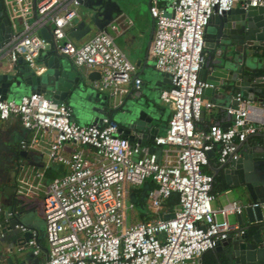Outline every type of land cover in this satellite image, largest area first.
<instances>
[{
    "label": "built area",
    "instance_id": "2783aa9c",
    "mask_svg": "<svg viewBox=\"0 0 264 264\" xmlns=\"http://www.w3.org/2000/svg\"><path fill=\"white\" fill-rule=\"evenodd\" d=\"M1 2L10 37L0 46V59L11 64L23 59L36 73L44 71L39 58L48 41L40 30L47 27L60 54L78 68L99 71L94 82L97 91L114 96L126 92L127 83L140 90L143 79L135 64L106 30L81 45L72 42L70 30L80 16V0ZM236 3L264 8V0H170L169 13L159 0L149 6L153 35L148 54L159 72L170 74V84L160 89L158 98L171 104L172 114L165 133L154 138L155 145L167 146L171 152L164 159L145 151L135 138L122 135L109 115L99 124H79L67 103L54 102L43 93L29 92L18 99L0 95V120L14 115L33 132L29 140L20 141V147L35 148L40 137H47L48 164L66 167L50 179L43 171L24 173L18 179L17 194L42 197L46 241L43 252L38 232L19 222L16 229L27 234L19 250L28 246L34 256L42 255L38 264H192L239 228L229 223L228 215L240 213L242 205L228 201L214 208L213 176L202 168L209 165V151L214 150L222 164L228 157H237V144L248 135L264 133L259 112L263 109L238 93L237 107L226 108L230 125L196 126L202 108L213 106L203 98L211 84L199 77L205 28L213 13L222 14ZM69 144L91 148L93 157L81 149L66 155ZM148 181L153 187L147 188L145 202L157 217L128 223L127 186ZM172 193H177V203L162 210ZM170 211L173 217L161 218ZM10 215L6 212L5 218Z\"/></svg>",
    "mask_w": 264,
    "mask_h": 264
},
{
    "label": "water",
    "instance_id": "95a60500",
    "mask_svg": "<svg viewBox=\"0 0 264 264\" xmlns=\"http://www.w3.org/2000/svg\"><path fill=\"white\" fill-rule=\"evenodd\" d=\"M114 4L112 0H80V5H83L87 12L84 11L82 20L71 28L70 34L77 38L81 31L88 32L92 27L105 30L112 19V10L116 5ZM209 25L213 26L214 31L204 35L203 53H206V56L201 69L211 84L208 89L226 81L227 96L230 100L228 106L237 107L236 96L240 93L252 104L257 103L256 107L264 110V8L238 4L222 14L213 13L207 26ZM40 34L48 41L47 49L39 58L45 70L38 74L23 59L17 60L0 73L2 98H6L8 93L15 89L27 88L30 92L45 94L54 102L72 100L90 118L89 124H98V115L110 113L122 135L135 138L141 145H146L148 140L154 141L158 135V127L154 121L157 120L158 113L159 76L154 77L156 85L152 89L131 93L128 99L115 105L108 101L106 94L98 92L91 85L93 76H99V73L78 70L53 47L47 27L42 28ZM9 37V21L0 0V46ZM210 49H214V54ZM162 76L170 79L169 73L162 72ZM229 118L231 120L230 115ZM230 123L231 121L228 125ZM253 135L260 136L261 141L251 142L250 137ZM1 146L2 143L0 149ZM3 147L6 152L5 161H0V215H4L3 219L0 218V251L6 240L2 233H9L10 229L17 230L15 224L20 222V211L16 208L23 200L16 193V178L23 165L16 162L15 158L17 155H26V151ZM156 147L160 146L151 145L150 152L155 151ZM235 153L236 158L228 157L218 166L209 164L213 171L223 169L229 190L244 187L248 195L246 202L241 204V212L236 213L239 228L229 233L213 249H224L223 259L226 264H264V238L260 232V229H264V133L248 135L237 144ZM208 155H214V150L209 151ZM11 182L13 185H10ZM176 203L177 193H172L165 204ZM6 212L11 213L10 218H5ZM173 216L174 213L170 211L162 214L161 218L168 219ZM26 225L31 227L30 224ZM250 226L257 227L253 235L254 242L247 240L245 229ZM240 230H243V233L239 232ZM26 236L27 234H23L24 239ZM38 262L36 260L34 264Z\"/></svg>",
    "mask_w": 264,
    "mask_h": 264
},
{
    "label": "crops",
    "instance_id": "0c3cea01",
    "mask_svg": "<svg viewBox=\"0 0 264 264\" xmlns=\"http://www.w3.org/2000/svg\"><path fill=\"white\" fill-rule=\"evenodd\" d=\"M115 2V6L112 10L111 20L106 25L105 30L112 36L114 42L117 46L124 52L127 58L135 64L137 69V74L142 77L143 85L141 86L139 91H134L132 89L131 83L124 84V88L127 89L126 92H120L117 95L108 96V101L113 102L115 105L120 104L124 100L128 99L131 93H139L147 92L148 90L152 89L155 83V76H159V89L165 88L169 86L170 79L166 76H162V72H159L154 65V60L149 56V44L152 39L153 35V20L149 13V4L151 5L153 0H112ZM160 5L169 13L170 9V0H159ZM239 3H236L238 5ZM235 5V6H236ZM84 11L87 12V9L81 5L79 7L80 16L76 20V23L82 20L84 16ZM99 30L96 27H92L90 31H81L77 38L70 35L72 42L75 45H81L82 43L86 42L89 38H91L94 34H96ZM214 31L213 26H207L205 28V34L209 35ZM205 49V48H204ZM211 53L214 54V49H210ZM206 56V53L205 55ZM41 62V59H39ZM11 66V63L7 61L6 58L0 59V73L5 71L6 69ZM76 67V66H75ZM78 70L83 72H97V69H87L85 67H76ZM161 74V76H160ZM100 76V74H99ZM98 75H94L93 80L91 81V85L94 86V82L99 80ZM199 77L202 79H207L205 75L202 73V70L199 72ZM224 88V89H223ZM96 89V88H95ZM223 89V91H221ZM227 85L226 81L224 83H219L214 85L211 89H205L203 92V98L211 101L213 106L210 108H202V115L200 120L201 128H208L211 124H219L223 127L228 126V123L231 121L229 118L228 113L226 112V108L228 107L229 99L227 96ZM97 90V89H96ZM29 89L27 88H19L11 91L8 93V98L18 99L20 95L29 93ZM99 92V91H98ZM105 94V93H103ZM67 103L72 109V119L75 120L79 124H89L90 118L80 109L77 103H74L72 100L64 101ZM255 105H258L257 103ZM157 120L154 121L155 125L158 127V134H164L167 129V122L169 117L172 114V106L169 102L160 100L158 98L157 101ZM261 112V116L264 117V110L259 111ZM258 114V113H257ZM260 114L258 116H260ZM105 115H110V113H106L103 115H98L96 123H100L101 119ZM258 118V117H257ZM254 122L255 120H251ZM254 123H257L256 121ZM33 132L29 129L24 128L18 118L14 115L10 116L6 120H0V143L3 146H7L11 150H23L26 151V155L20 156L17 155L15 158L16 162H20L23 165L20 171L17 173L16 178V187L18 179L24 174H32L35 171H43L45 178L50 179L49 175H47L48 169H54L56 166H63L64 172L66 171V167L63 164H48L47 160V145H48V138L47 137H40V143L35 148H21L20 141L21 140H29L32 136ZM261 137L257 135H253L250 137L251 142L261 141ZM141 145V144H140ZM151 145H155L154 141H147L146 145H141L145 151L150 152ZM0 149V161H5V149L4 147ZM158 146V145H157ZM81 149L84 154L88 157H93V150L89 147L80 146L69 144L65 146V154L68 155L72 150ZM160 159L165 158V154L170 155V150L167 146L163 147H156L155 151ZM216 158V155H210V157ZM216 164L212 162V165L218 166L219 163L215 160ZM211 169V168H210ZM53 170V171H54ZM212 170V169H211ZM56 171V170H55ZM61 175L64 173L62 170H59ZM213 174H219L221 176V182L219 183L220 186L226 184L224 189L218 190L215 193V200L216 204L214 208L220 207L226 204L228 201H235L239 202L240 204L245 203L247 200V191L244 187H237L232 190H229L230 187L226 183L225 180V173L223 169H219L217 171H213ZM13 174V173H12ZM55 175V176H58ZM54 177V176H53ZM10 185H13L11 182ZM142 188L136 187H129L127 186V198H129L133 205L136 203V195L134 194L135 191L144 193L148 188V183H142ZM17 190V188H16ZM17 193V191H16ZM13 196V195H12ZM11 196V198H12ZM17 196L23 200V203L16 208L17 211H20L18 219L21 223L30 224L31 229H34L38 232V241L43 249V252L46 250V241L44 239V218H43V202L42 197L37 195L32 199H28L23 197L22 195L17 194ZM219 196H223L226 200L225 203H222L218 200ZM10 198V197H9ZM165 204V203H164ZM174 205V204H173ZM172 205V206H173ZM172 208V207H171ZM169 208V209H171ZM164 205H162V210H167ZM145 216L141 217V213L138 214V218L135 216L130 217V222H136L141 220H149L148 214L150 215V211L142 212ZM229 215H233L232 221H229L231 225H238L236 221V214L231 213ZM25 216V217H24ZM9 218L11 216H8ZM27 217L29 218L27 220ZM218 218L219 215L217 216ZM0 218L3 219L4 215L1 214ZM26 218V219H25ZM128 220V217H127ZM246 225H248L246 223ZM247 232V240L250 242H254L253 235L256 233L257 227L250 226L245 229ZM10 232L4 231L2 234L6 238V240L1 245L0 251V264H34L36 260H40L42 255L34 256L32 254V249L28 246H24L22 249H18L21 240H24L23 234L19 232V230L10 229ZM261 234L264 238V229H260ZM206 258L212 260V264H226L224 263V249L215 251L211 249L207 251ZM197 264H205L203 261V255L197 258L195 261Z\"/></svg>",
    "mask_w": 264,
    "mask_h": 264
},
{
    "label": "trees",
    "instance_id": "16d2710c",
    "mask_svg": "<svg viewBox=\"0 0 264 264\" xmlns=\"http://www.w3.org/2000/svg\"><path fill=\"white\" fill-rule=\"evenodd\" d=\"M199 125H200V123L196 122V126L201 128ZM215 160H216L215 156L214 157H209V164H212V162L216 164ZM53 170L54 169H52V168L48 169L47 175H49L50 177H53L55 175L60 174V173H58V172H60L59 170H62L64 172L65 169L61 165V166H56V168H55L56 171L55 170L53 171ZM202 170H203V172L210 173L213 176L212 189H211L212 193L215 194L218 190L224 189L226 187V184H223L222 186H220L219 183L221 182V176L219 174H217V173L213 174V172L210 169L209 165L203 166ZM147 183H148V188L153 187V184L151 182L148 181ZM134 194L136 195V197H135L136 198V204H140L141 206H144L146 192H144L142 194L140 192L135 191ZM163 205L166 208H168V209L174 206V205L172 206V204H169V205L163 204ZM143 216H145V215H144V213L141 212V217H143ZM155 217H157V215L154 214V213H150V215L148 214V218H155ZM207 253L208 252L206 251V252H204L202 254L203 255V261H204L205 264H212V260L206 258Z\"/></svg>",
    "mask_w": 264,
    "mask_h": 264
},
{
    "label": "rangeland",
    "instance_id": "374dc122",
    "mask_svg": "<svg viewBox=\"0 0 264 264\" xmlns=\"http://www.w3.org/2000/svg\"><path fill=\"white\" fill-rule=\"evenodd\" d=\"M128 186L129 187L133 186V187H136V188H142L143 187L142 184H130V183L128 184ZM218 200H220L222 203L226 202V200H225V198L223 196H219ZM211 204L214 207L215 204H216V200L213 199ZM130 206H132V207H130ZM127 207H128V210H127V216H128V220L127 221H128V223L130 222V217L131 216H135L136 218H138V214L139 213L151 211V209L148 207V203H146L145 201H144V206H141L140 204H136V203L133 205L132 201L129 198H127ZM29 218L27 217V220ZM232 219H233V215H228V220L232 221Z\"/></svg>",
    "mask_w": 264,
    "mask_h": 264
}]
</instances>
